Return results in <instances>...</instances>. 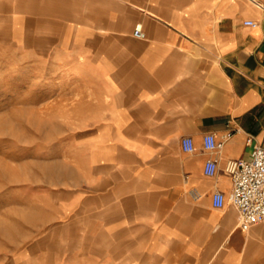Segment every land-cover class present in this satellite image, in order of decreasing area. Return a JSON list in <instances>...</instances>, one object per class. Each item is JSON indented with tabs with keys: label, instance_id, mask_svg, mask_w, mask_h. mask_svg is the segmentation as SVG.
Instances as JSON below:
<instances>
[{
	"label": "crops",
	"instance_id": "0c3cea01",
	"mask_svg": "<svg viewBox=\"0 0 264 264\" xmlns=\"http://www.w3.org/2000/svg\"><path fill=\"white\" fill-rule=\"evenodd\" d=\"M27 9V46L53 40L33 36L40 24L64 25L90 89L97 128L76 215L91 246L113 264H264V222L241 229L225 169L264 148V0H27ZM208 135L220 151L205 148Z\"/></svg>",
	"mask_w": 264,
	"mask_h": 264
},
{
	"label": "rangeland",
	"instance_id": "374dc122",
	"mask_svg": "<svg viewBox=\"0 0 264 264\" xmlns=\"http://www.w3.org/2000/svg\"><path fill=\"white\" fill-rule=\"evenodd\" d=\"M27 27V0H0V264H113L76 215L90 89L64 25L35 28L45 47L27 46Z\"/></svg>",
	"mask_w": 264,
	"mask_h": 264
},
{
	"label": "built area",
	"instance_id": "2783aa9c",
	"mask_svg": "<svg viewBox=\"0 0 264 264\" xmlns=\"http://www.w3.org/2000/svg\"><path fill=\"white\" fill-rule=\"evenodd\" d=\"M254 26V22H247ZM137 38H145L140 27L135 29ZM224 142L218 141L215 136L208 135L204 138V146L209 151H220ZM182 148L185 152L195 151V142L191 137L182 139ZM226 171L233 181V190L230 196L231 203L238 209L241 217V229L248 231L254 225L264 222V148L256 146L250 159L229 160ZM218 172V160L212 159L206 163L205 173L215 176ZM223 193L217 192L213 197V205L223 208L226 204Z\"/></svg>",
	"mask_w": 264,
	"mask_h": 264
}]
</instances>
